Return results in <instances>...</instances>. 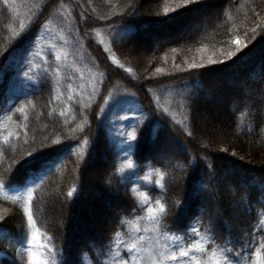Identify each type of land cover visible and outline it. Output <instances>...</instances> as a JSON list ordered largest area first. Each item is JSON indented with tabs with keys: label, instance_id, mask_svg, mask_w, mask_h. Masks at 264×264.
<instances>
[{
	"label": "trees",
	"instance_id": "16d2710c",
	"mask_svg": "<svg viewBox=\"0 0 264 264\" xmlns=\"http://www.w3.org/2000/svg\"><path fill=\"white\" fill-rule=\"evenodd\" d=\"M127 2L8 0L5 5L0 0V52L11 51L12 47L26 50L29 39L40 34L33 31L13 40L14 34L20 31L21 21L26 27L32 21L48 25L46 29L41 28L43 40L30 55L31 62L39 65L31 73L34 77L31 83L39 81L47 70L46 82L40 88L29 87L22 74L17 78L23 66L19 56L10 61L0 57V178L7 182L9 176L14 175L17 187L23 189L27 181L29 187L36 188L32 200L34 219L41 232L52 237L57 260H62L63 264H77V260L79 264H117L115 239L111 245L108 243L115 231L120 232V241L131 243L138 234L155 241L156 233L152 231L147 213L139 207L143 200L140 193L145 189L118 182L121 174L116 170L125 168V174L131 171L126 168L129 162L144 165L140 175H150L153 180L159 178L157 170L166 173L164 184L170 223H179L186 217L198 218L203 212V225L195 220L193 223L201 236L210 234L215 239L204 242L205 253L193 254L207 257L209 264H215L220 256L218 249L225 247L229 234L241 240L246 239L245 234L249 232L255 239L249 241L248 251L254 252L264 243V203L260 196L264 187V127H261L264 123V110L261 109L264 104V31L257 29L259 34L243 49L244 55L239 60L229 62L228 67L207 77L201 76L206 68L174 73L172 66L174 63L185 66V60H199L213 52L219 56L221 48L234 49L230 40L236 36L247 43L253 35L247 32L252 26L251 10L264 8V0H227L222 11L220 0H213L210 6L187 13L189 16L184 19L194 16L197 20L193 32L179 41L171 39L153 46L144 54L138 42L169 26L152 18L162 13L163 5L172 0H146L134 18L113 14ZM213 8L217 10L214 16L201 19L204 14H199L203 10ZM261 15L264 16V12ZM97 31L106 36L112 55L97 43ZM131 40L137 43L132 44ZM201 46L204 51H197ZM172 48H176V52H172ZM41 50L42 57H37L36 52ZM164 55L167 59H162ZM42 58L47 64L42 63ZM156 68L170 72L157 76ZM197 78L203 88L194 83ZM231 81H243L246 85L239 99L232 94L235 84ZM216 92L225 99L228 121L224 129L199 124L200 100ZM118 97L126 101L120 114L130 117L123 121V126L133 131L132 125L140 120L139 128L135 129L138 135L135 150L128 159L120 151L124 145L113 139L116 125L114 113L109 109L113 99ZM185 101L189 102L181 107ZM21 106H26L24 113L16 111ZM9 107L12 111H7ZM129 108L132 110L128 111ZM164 108L168 109V114L159 110ZM192 109L197 110L194 123L189 115ZM249 111L253 115H248ZM250 128L253 129L251 133ZM69 129H75V133ZM188 130L193 132L194 139L187 136ZM17 131L21 133L19 138L8 136L9 132ZM71 135L76 138L68 140ZM5 137H8L7 143ZM85 138L89 140L86 149ZM56 139L64 146L53 145L56 151L46 149L48 155L43 159L47 165L42 170H38L35 163L24 164L26 152L38 148L41 143L52 145ZM68 144L73 145L71 152ZM203 144L208 147L203 148ZM222 148L227 151H220ZM233 151L235 156L231 154ZM8 169L11 170L6 171ZM213 171L215 178L210 175ZM217 183L218 191L225 197L220 204L208 199L210 192L216 193ZM73 185L77 186V193L69 200L66 194ZM159 193L157 187L149 194L155 200ZM13 195H17L15 202L11 199ZM20 195L26 199L25 193L0 190V216L5 217L2 229L11 237L24 236L28 232L24 200ZM174 200L186 202L183 211L172 206ZM119 223H123V228ZM209 227L211 233L207 232ZM174 234L182 236L177 242L180 246H187L199 238L180 232ZM164 242L173 246L170 240ZM18 246L7 238L0 240V264H17ZM119 248L122 254L126 251L123 243ZM248 251L242 264H252L255 259L249 257ZM261 255L264 256V249Z\"/></svg>",
	"mask_w": 264,
	"mask_h": 264
},
{
	"label": "snow or ice",
	"instance_id": "6c2138e0",
	"mask_svg": "<svg viewBox=\"0 0 264 264\" xmlns=\"http://www.w3.org/2000/svg\"><path fill=\"white\" fill-rule=\"evenodd\" d=\"M4 4H8V0H3ZM146 2V0H128V2L121 8L119 11H114L113 14L117 16H125L127 15L130 18H134L138 14V9ZM213 2V0H172L171 3H165L162 8V13L158 12L155 14V18L153 20L157 21L161 25H178L177 30L173 35L176 40L179 41L184 39L186 35L189 34L190 31L197 27V20L193 16L190 19H184L188 17L187 13H196L202 7H208ZM227 0H220V6L222 11V6L226 3ZM254 2V0H253ZM47 8V5L43 6ZM251 16L252 26L247 29V32H251L253 35L250 39L245 43L244 39H241L239 36L233 37L230 40V43L235 45V48L224 49L221 48L219 52V56L215 52L207 56H201L199 60H185L184 65L181 64H173L172 70L173 72H191L194 69H202L206 68L207 71L201 73V76L207 77L212 73L221 71L223 68L229 66V62L235 63L236 60H239L243 55V49L248 47L252 41L256 39V36L259 34L257 29H261L264 31V16L261 15V12H264V8H260L257 10L253 8ZM103 19H109V17H103ZM203 19V18H201ZM47 22L43 25L35 23V21L30 22V25L26 27L23 21L20 22V31L16 32L13 36V40L18 38H23L27 36L29 32L40 33L38 35H34V37L29 39V47L26 50L21 51L16 47H12L11 51L9 49H4L3 52H0V57H3L4 60L10 61L14 57L19 56V59L22 63V67L17 73V78L22 74L23 80L28 83V86L33 89H38L42 84L46 82L47 78V70H45L44 76L37 81L35 84L31 83L33 81V70L38 68L39 65H36L31 62L30 55L33 49H36L40 42L43 40V34L41 33V28H47ZM247 32L245 33V37H247ZM55 47V45H53ZM106 51H111V49H106ZM172 52H176V48L171 49ZM197 51L203 52L204 46L197 49ZM7 53V55H5ZM50 54V53H49ZM37 57H42V50L36 52ZM56 59L59 60L60 56L57 55ZM114 59V58H113ZM167 59V57H165ZM2 62V61H0ZM42 63L47 64V60L42 58ZM214 65H219L220 67H212ZM123 67V65H119ZM58 71V69H57ZM127 71L131 72V69H127ZM164 70L162 68H156V72L160 73ZM255 79V76L253 77ZM197 87L203 88V85L200 83V79L197 78L196 81ZM188 87L187 84L184 85ZM245 83L240 81L234 85L233 88V96L237 99L240 98L242 93L245 90ZM95 91V89H94ZM58 99V97H57ZM69 100L72 99L71 96L68 97ZM191 99V97H190ZM189 101H185L181 103V107H184V103H188ZM31 104V102H28ZM126 101L123 97H118L113 99L110 111L114 113L113 123L116 125L114 128L115 137L113 138L115 141H118L119 144L124 145V147L120 148V151L123 152L124 158L128 159L129 156L135 150V142L137 141L138 135L135 129L139 128L140 120L137 119L135 125H132L133 131H128L127 128L123 126V121H127L130 117L126 115H121L120 113L124 110V106ZM34 107V105H32ZM26 106H21L16 109L18 113H24ZM87 107V105H85ZM252 107H255L254 105ZM261 109L264 110V104L261 105ZM131 111L132 109H127ZM161 112L168 114V109H159ZM7 111H12V108L9 107ZM196 109H192L189 112V115L192 116V122L194 123L196 120ZM64 115V113H61ZM142 115V113H141ZM232 115L235 116V110L232 111ZM248 115H253L251 111L248 112ZM26 118V117H25ZM147 119H151V117H147ZM175 118L173 117V120ZM185 120L188 119L186 116ZM85 122H87V118L85 117ZM234 122V121H233ZM177 123H183L182 121H177ZM215 127V125H214ZM261 127H264V123L261 124ZM70 132L75 133V129H69ZM80 131H83V125L80 126ZM253 131L252 128L249 129V133ZM27 135V133H24ZM187 136L192 137L193 132L191 130L187 131ZM15 135L19 138L21 133L17 131L16 133H8V136L11 137ZM75 135H71L67 137L68 140L75 139ZM8 142V137H5V143ZM27 142V141H25ZM83 144L85 149L89 144V140L85 138L83 140ZM53 145H61L62 142L59 139L53 140L52 145H46L41 143L38 148H33L32 151L25 153L24 164H37V169L42 170L44 166L47 165V161L43 159L48 155L49 149L51 151H56L58 149L53 148ZM69 152L73 147L72 144L67 145ZM203 148H207V144L202 145ZM220 151H227L226 148L220 149ZM233 156L236 153L233 151L231 153ZM206 159V157H204ZM163 158L161 157V163H163ZM80 163H77V168H79ZM144 165L129 162L126 165V168L131 170L125 174V168H118L116 171L121 175L118 177V182L124 183L125 185L132 184L137 187L143 186L145 189L144 192L140 193L143 197L139 207L141 210L146 211L147 219L152 224V231L156 233V239L153 241L151 237H145L144 235H137L132 239L131 243L126 241H120L119 236L120 232L115 231L113 236L108 238V243L111 245L113 243V239H115V243L117 245L115 249V261L117 264H209V259L204 256H197L193 254L194 252H199L201 254L205 253L207 249L204 246L205 241H214V236L207 235L201 236L196 224L193 223V220L196 223L203 225V212H201L200 217H186L184 220L179 223H170L168 221L169 215V205L167 201V188L165 187L164 180L166 173L158 171L157 175L158 179L153 180L150 175H140V171H142ZM8 169L6 171H9ZM115 175V173H113ZM210 175L215 178V172L213 171ZM134 177V179H133ZM42 179V177H40ZM15 176H9L7 182L3 178H0V190L8 189L12 193L15 194H26V199L24 195H20V199L24 200L23 212L27 218V226L28 232L24 236L19 237H11L6 230L2 229V222L5 221L4 216H0V240L9 239L10 243L19 244L20 247L17 249V255L19 257L18 264H63V261L57 260V252L54 248V245L51 243L52 237L48 236L47 233L41 232V230L37 227L36 220L34 219V214L32 210V200L34 192L36 188L29 187L27 181L25 182V186L23 189L17 187L14 184ZM32 184H35V181H32ZM38 187V186H37ZM157 187L160 190L159 198L155 200L150 196V192H154ZM215 189L217 190L215 194L209 193L208 199L211 203L220 204L221 199H224V194L218 191L219 183L215 185ZM77 193V186L73 185V187L67 192V197L69 200L74 199V194ZM261 203H264V187L260 190ZM13 202L17 199V195H13L11 197ZM186 202L174 200L172 201V206L180 208L183 211ZM135 208H133V212H135ZM248 210H251V205H248ZM119 215L117 216V221L119 222ZM179 220V217L177 218ZM123 223H119V227L123 228ZM139 229L137 228V233H139ZM147 231V230H145ZM180 232L182 235L199 237L193 243L188 244L187 246H180L177 244L179 240L182 239V236H177L174 233ZM208 233L212 232V228L209 227L207 229ZM173 233V234H169ZM246 239L236 240L232 238L231 234H229L228 238L225 240V247L219 248V259L215 261V264H242V261L245 260V252L249 249V241L254 240L255 237L253 233H246ZM170 240L172 242V247H169L167 243L164 241ZM123 243L125 245L126 251L122 254L119 248V245ZM230 246V247H229ZM239 247V250L237 248ZM261 249H264V243H260V246L255 249V251H248L249 257H254L255 259L252 261V264H264V256L261 255ZM100 252L103 253V249H100ZM216 255V252H213V256ZM77 264H79V260H77Z\"/></svg>",
	"mask_w": 264,
	"mask_h": 264
},
{
	"label": "rangeland",
	"instance_id": "374dc122",
	"mask_svg": "<svg viewBox=\"0 0 264 264\" xmlns=\"http://www.w3.org/2000/svg\"><path fill=\"white\" fill-rule=\"evenodd\" d=\"M216 12H217L216 8H213V9H210V11L209 10H203L202 14H199V15L202 16L204 14L203 19L205 18V16H208V17H206V19H208L209 17L214 16L216 14ZM176 30H177V28H173L172 25H169L167 28H161V31H156L154 33V35L155 34L157 36L159 35L160 36L159 38H157L156 35L155 36L147 35L146 37L141 39L142 40L141 42L140 41L138 42V45L140 47V51L144 54V52L151 50L153 48V46L163 44V43H165L171 39H176L174 35H171V33L172 34L175 33ZM171 31H173V32H171ZM169 32H171V33H169ZM191 32H193V31H190L189 33H191ZM162 33H164V34H162ZM96 34H98L96 36L97 43L105 50V52L111 54L112 50L110 52L106 51V49H111L110 44H109L106 36L101 31H97ZM161 34H162V36H161ZM169 35H171V36H169ZM131 42H132V44L137 43L136 40H131ZM162 59H165V55L162 56ZM163 70L164 71L158 73L157 76L168 75L169 74L168 72H170V71H167L165 68ZM155 72H156V70H155ZM156 74H157V72H156ZM231 82H232V84H236L235 81H231ZM224 101H225V99H224L223 95H221L217 92L208 96V98L206 96H203V98L199 102V104L202 107L201 108V121L199 122V124L201 126H210L212 128H215V129H217V127L220 126L219 128L224 129L223 125H224V123H227V121H228L227 114L225 113L226 104ZM214 125H215V127H214ZM92 171H94V170H92ZM83 218H86V216L83 215ZM91 226H93L92 228H95L94 224H92V223H91ZM19 247H20V245L17 247V249ZM17 249L15 252V258H16V262L18 264L19 257L17 255Z\"/></svg>",
	"mask_w": 264,
	"mask_h": 264
}]
</instances>
